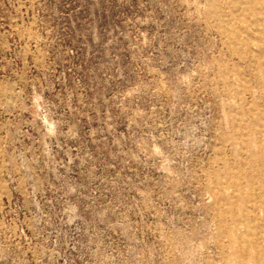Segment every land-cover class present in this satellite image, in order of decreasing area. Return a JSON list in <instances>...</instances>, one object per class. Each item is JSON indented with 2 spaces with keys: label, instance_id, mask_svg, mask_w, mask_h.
<instances>
[{
  "label": "rangeland",
  "instance_id": "374dc122",
  "mask_svg": "<svg viewBox=\"0 0 264 264\" xmlns=\"http://www.w3.org/2000/svg\"><path fill=\"white\" fill-rule=\"evenodd\" d=\"M0 264H264V0H0Z\"/></svg>",
  "mask_w": 264,
  "mask_h": 264
}]
</instances>
